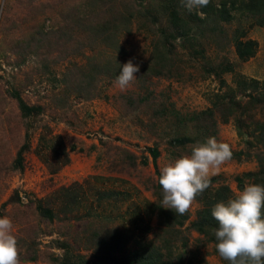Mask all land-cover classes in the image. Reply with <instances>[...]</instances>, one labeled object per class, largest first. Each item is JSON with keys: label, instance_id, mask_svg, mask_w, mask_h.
<instances>
[{"label": "rangeland", "instance_id": "1", "mask_svg": "<svg viewBox=\"0 0 264 264\" xmlns=\"http://www.w3.org/2000/svg\"><path fill=\"white\" fill-rule=\"evenodd\" d=\"M161 1L0 0V216L20 264H229L195 223L264 185V27L175 0L190 41L162 61L153 44L174 16ZM236 39L255 55L239 60ZM129 60L140 71L122 90ZM209 137L232 158L183 215L165 209L162 168Z\"/></svg>", "mask_w": 264, "mask_h": 264}, {"label": "clouds", "instance_id": "2", "mask_svg": "<svg viewBox=\"0 0 264 264\" xmlns=\"http://www.w3.org/2000/svg\"><path fill=\"white\" fill-rule=\"evenodd\" d=\"M189 13L202 11L210 0H180ZM140 71L139 65L129 60L119 65L115 83L120 89L128 87ZM232 158L230 146L218 143L214 137L192 146L189 155L176 158L163 167L157 182L161 186L165 209L183 215L198 194L211 183L210 175ZM217 222L214 229L216 251L229 264H264V185L249 184L227 201L217 202L211 209ZM12 221L0 216V264H20L17 241L12 232Z\"/></svg>", "mask_w": 264, "mask_h": 264}, {"label": "trees", "instance_id": "3", "mask_svg": "<svg viewBox=\"0 0 264 264\" xmlns=\"http://www.w3.org/2000/svg\"><path fill=\"white\" fill-rule=\"evenodd\" d=\"M160 3L162 4L161 10L164 13L169 12L174 16L170 21L172 31L168 32L166 30H161L158 41L154 42L153 45L155 49H158L156 57L162 61H168L174 54L171 43L176 40L190 41L189 33L191 28L179 17L178 11L176 10V7L179 5L175 0H167L166 2L161 1ZM202 11L205 15H209L211 13L215 14L223 22H230L235 18V15L240 16L241 18L246 15H250L254 20V25L264 27V0H222L218 7H205ZM151 12L153 11H148V13ZM161 40L165 41L163 42L164 44H160ZM103 41L105 43H112V40L109 41L106 35L103 36ZM256 47L257 45L254 41H242L241 39L235 40V53L241 61H246L252 58L255 55ZM117 74L118 73H115L111 76L115 77ZM89 77L92 81V75ZM250 83L253 86L257 85V82L255 81H250ZM262 85H264V83H262ZM22 109L27 110L25 107H22ZM214 222L216 221L211 216V210L208 211V209H202L199 213V220H197L195 225L199 227L200 233L206 234L207 236H213V229L216 227ZM153 254L154 253L151 252L144 254L136 252L133 255H130V259H133V261L125 264H160L161 262L159 261L161 258L153 256Z\"/></svg>", "mask_w": 264, "mask_h": 264}]
</instances>
